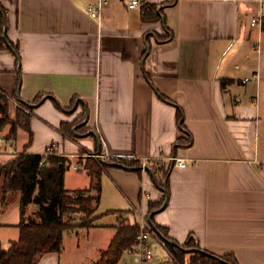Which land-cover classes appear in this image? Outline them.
<instances>
[{
    "label": "crops",
    "instance_id": "1",
    "mask_svg": "<svg viewBox=\"0 0 264 264\" xmlns=\"http://www.w3.org/2000/svg\"><path fill=\"white\" fill-rule=\"evenodd\" d=\"M98 1L0 0L8 37L20 48L19 61L12 51H0V88L10 99L11 118L20 99L33 102L46 94L33 110L28 152L45 154L54 146L66 156L84 151L169 165L174 142L183 135L179 106L194 144L176 157L195 164L183 168L174 161L168 203L154 215L155 223L179 244L193 236L216 255L233 253L239 264H264V24L251 26L258 1L143 0L163 9L164 19L155 22L143 20V5L131 9L132 0H108L102 19L94 18L89 8ZM170 32L171 39L158 40ZM250 61L256 62L252 70ZM226 79L231 82L224 87ZM74 97L81 104L73 114L56 106L69 108ZM84 112L91 131L78 139L64 135L61 124ZM28 139L20 130L14 142L2 141L0 165L16 158ZM75 164L83 168L77 171ZM70 170L83 174V186L69 182ZM67 173V191L90 187L82 163L72 161ZM164 194L151 172L106 168L98 209L104 210L98 213L123 212L66 235L64 252L44 254L37 264H97L120 222L140 223L149 203ZM38 212L31 204L23 214L17 195L0 212V248L9 249L23 220H39ZM151 244V264L172 258L156 238ZM130 259L126 253L120 264Z\"/></svg>",
    "mask_w": 264,
    "mask_h": 264
},
{
    "label": "trees",
    "instance_id": "2",
    "mask_svg": "<svg viewBox=\"0 0 264 264\" xmlns=\"http://www.w3.org/2000/svg\"><path fill=\"white\" fill-rule=\"evenodd\" d=\"M158 9L159 6L154 4L147 3L143 5V20L155 22L164 19L163 9L159 12ZM7 22V11L0 2V51H12L19 61L20 48L10 41L7 34ZM172 34L170 32L167 36L157 35L158 40L160 42L169 40ZM149 49L150 42L148 41V49L144 54V58ZM146 76L151 82L148 73H146ZM229 82L231 80H223L222 85L226 87ZM45 96V93H40L33 102L20 100L22 107L17 109L15 118H11L10 99L0 88V131L9 127V142L17 140L20 130L29 135L28 143L23 152L10 162L0 165V212H3L16 199L17 195H21L23 214L31 204L39 207L37 213L39 220L32 219L28 222L23 220L20 225L19 239L13 241L9 249L0 248V264H37L39 257L44 254L51 252L63 253L66 235L81 229L93 228L96 222L107 214L123 212L98 213L102 194V176L108 167H120L142 174V172H145L144 166H146V171L151 172L156 186L163 190L165 194L160 201L149 203L147 217L151 214L155 215L168 201L170 172L175 162L172 161L169 165H166L162 161L152 163L149 160H142L137 157H88L85 162L80 161L78 163H82L90 175V187L74 192L67 191L65 177L71 167V160L58 153L46 156L45 154L28 152V148L31 147L34 141L33 113L31 111L42 102ZM160 96L164 100L176 104L161 93ZM80 104L81 101L78 100V97L72 99L69 108H65L56 102L59 109L69 111L71 114L76 112ZM177 107L178 123L183 135L174 142V156L178 154L181 148H190L194 144V135L185 123V112L181 107ZM85 119L86 113L84 112L72 122H63L60 127L61 132L74 139L80 138L92 129L87 124L78 126ZM76 126L78 127L74 131ZM99 154L101 155V153ZM156 226L166 239L167 248L172 255V258L164 264H187L188 255V264H224L221 260L229 264H239L233 253L216 255L204 250L193 236H190L183 244H179L170 236L167 227L157 224ZM140 233V223H132L130 220L121 221L108 249L102 252L97 264H120L124 255L131 253L137 245ZM157 235L159 236V234ZM159 237L161 238V236ZM171 241L178 245L171 243Z\"/></svg>",
    "mask_w": 264,
    "mask_h": 264
},
{
    "label": "built area",
    "instance_id": "3",
    "mask_svg": "<svg viewBox=\"0 0 264 264\" xmlns=\"http://www.w3.org/2000/svg\"><path fill=\"white\" fill-rule=\"evenodd\" d=\"M259 9L256 13L255 17L251 20V26L252 27H261L263 26L264 22V0H257ZM108 4V0H99L97 4L91 5L89 8V12L94 18L102 19L103 10L104 7ZM143 5V0H132L129 4V7L131 9L139 8ZM4 141L3 139H0V144ZM52 153H46L45 155L48 156ZM94 156V155H92ZM97 157V156H96ZM99 157H105L104 155H100ZM170 161H175L180 167H188L189 165L195 164V161H191L190 163H187L184 160H179L178 157L173 156L170 158ZM43 164V163H42ZM73 167L79 171L82 169V167L78 164L73 165ZM144 171H146V166H144ZM147 198H149V195H146ZM141 225V233L138 236L137 239V245L133 248L131 255L133 261L127 262L125 264H151L154 260V249L152 247V240L156 238L159 242V244L163 247H167V242L160 238L156 232L153 231L152 226L150 222L148 221V218L144 215L141 217L140 220Z\"/></svg>",
    "mask_w": 264,
    "mask_h": 264
},
{
    "label": "rangeland",
    "instance_id": "4",
    "mask_svg": "<svg viewBox=\"0 0 264 264\" xmlns=\"http://www.w3.org/2000/svg\"><path fill=\"white\" fill-rule=\"evenodd\" d=\"M126 1H129V0H126ZM257 42H255L254 44H256ZM254 44H253V46H251V47H253L254 48ZM249 65L251 66V69L250 70H252V69H254L255 68V65H256V62H254V61H250L249 62ZM235 96V97H234ZM234 99H236L237 100V98L239 99L240 97H237L238 96V93L236 92L235 94H234ZM242 98H243V100H244V97L242 96ZM246 99V98H245ZM249 100H251V99H249ZM21 107H22V105H21ZM31 113H33V111H31ZM76 127H78V126H76ZM7 130L6 131H2L1 132V136H3V137H0V139H3V140H6V139H8V133H9V131H8V128H6ZM5 138V139H4ZM18 138V137H17ZM10 139H8L7 141H9ZM23 152V151H22ZM46 153H52V154H55V153H58L56 150H55V147L54 146H51V147H49L48 149H47V151L45 152V154ZM83 153V155H81V156H79V155H72V156H66L65 154H61V153H58V154H60V155H64L65 157H67V158H69L70 160H71V162L73 161V163H76V162H80V161H84L85 162V160L88 158V157H92V155H90V154H87V155H85L84 153V151L82 152ZM20 154V153H19ZM94 155V157H96V158H98L99 156H100V154H93ZM79 165V164H78ZM80 166H81V164H80ZM82 167V166H81ZM83 168V167H82ZM68 180H69V182L71 183V182H73L74 184H79V186L81 185V186H83L82 184H83V179H84V176H81V175H83L82 173H78L77 174V172H74L73 170H70L68 173ZM104 210V207H100V210H98V212H102ZM107 219H112L111 218V216H108L106 219H105V221L107 220ZM103 222H104V220H103ZM71 242H70V245H69V249L71 250ZM158 253V258H161L160 257V254L162 253V250H161V248H160V250L157 252ZM71 257H69V259H70ZM188 258H189V256H188ZM129 262H131V261H133V259H130V260H128ZM76 263V261L74 262H72V264H75Z\"/></svg>",
    "mask_w": 264,
    "mask_h": 264
},
{
    "label": "water",
    "instance_id": "5",
    "mask_svg": "<svg viewBox=\"0 0 264 264\" xmlns=\"http://www.w3.org/2000/svg\"><path fill=\"white\" fill-rule=\"evenodd\" d=\"M20 100H21V99H20ZM89 119H90V116L87 115V118L85 119V121H84L80 126L86 125V124L89 122ZM76 128H77V127L74 128V131H76ZM115 165H116V164H115ZM167 203H168V201L165 202V204L163 205V207H161V209H159V211L163 210V209L167 206ZM153 217H154V214H151V215L148 217V221L150 222V224H151L153 230H154L157 234H159V236H161L162 239H164V240L166 241V239L161 235V233H160L159 230L157 229V226H156V224H155L154 221H153ZM171 243L178 245L177 243L172 242V241H171ZM221 262L224 263V264H229V263H227V262L224 261V260H221Z\"/></svg>",
    "mask_w": 264,
    "mask_h": 264
},
{
    "label": "bare ground",
    "instance_id": "6",
    "mask_svg": "<svg viewBox=\"0 0 264 264\" xmlns=\"http://www.w3.org/2000/svg\"><path fill=\"white\" fill-rule=\"evenodd\" d=\"M153 229V228H152ZM155 232V231H154Z\"/></svg>",
    "mask_w": 264,
    "mask_h": 264
}]
</instances>
